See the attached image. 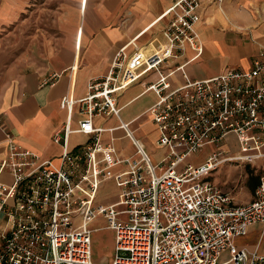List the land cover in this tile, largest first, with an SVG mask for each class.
Wrapping results in <instances>:
<instances>
[{
    "label": "built area",
    "instance_id": "built-area-1",
    "mask_svg": "<svg viewBox=\"0 0 264 264\" xmlns=\"http://www.w3.org/2000/svg\"><path fill=\"white\" fill-rule=\"evenodd\" d=\"M201 5V0H177L160 17L169 18L164 47L132 54L128 45L122 47L104 80L90 84L89 96L78 101L63 98L70 118L62 132L64 151L58 164L22 148L6 134L8 157L0 161V173H8L13 181H0V214L8 217L0 264H98L89 226L99 216L115 234V255L109 264H264L257 248L251 251L235 243L251 226L264 225V175L255 199L245 205H236L231 193L207 179L226 163L264 161V51L251 70H230L205 80L189 79L185 65L169 72L163 68L187 47L196 57L202 54L197 31ZM151 71L159 74L148 88L158 101L147 114L159 128L157 145L170 152V164L161 174L129 124L121 127L137 154L128 159L117 156L114 138L102 144L101 134L112 130L93 125L96 116L119 117L116 95ZM177 72L185 82L173 87ZM58 78L54 74L44 85L54 86ZM75 103L86 114L78 132L94 137L72 154L68 139ZM60 139L56 134L54 140ZM224 142L230 148L199 167L178 171L201 149ZM233 145L238 146L236 153ZM121 164L127 169L111 177L108 170ZM110 178L120 189L119 200L96 206L100 187Z\"/></svg>",
    "mask_w": 264,
    "mask_h": 264
},
{
    "label": "crops",
    "instance_id": "crops-1",
    "mask_svg": "<svg viewBox=\"0 0 264 264\" xmlns=\"http://www.w3.org/2000/svg\"><path fill=\"white\" fill-rule=\"evenodd\" d=\"M176 1L0 0V161L8 157L6 134L9 133L22 148L58 164L64 151L62 132L70 118L69 110L62 107L63 98L71 96L78 101L89 96L90 84L104 80L115 53L122 47L128 45V54L139 49L150 53L164 47L169 18L160 17ZM201 3L197 31L202 54L196 57L187 47L163 68L169 72L185 65V73L192 81L213 78L230 70H251L264 51V0H201ZM54 74L59 75L56 84L44 85ZM158 80L156 71L142 76L116 95L121 110L119 117L96 116L93 125L112 130L101 134L102 144H109L114 138L117 156L128 159L136 158L137 154L136 146L121 127L122 123L129 124L130 131L161 174L170 164V152L157 145L159 128L147 114L158 101L148 88ZM184 82L180 72L172 77L173 87ZM85 118L81 104L75 103L71 113L73 132L68 139L72 154L93 141V135L78 132ZM56 134H60V142L54 140ZM230 140L235 144V138ZM211 146H216L218 152L229 147L225 142ZM187 160L178 166L179 172L193 166L186 164ZM126 169L121 164L108 173L112 177ZM263 175L245 183L243 193H231L236 205L255 199ZM0 181L12 184L13 179L8 173H0ZM119 195V187L110 178L101 185L96 206L114 204ZM7 218L5 213L0 214V244L1 234L8 231ZM89 227L94 260L98 264L111 263L115 234L107 228L105 217H97ZM235 243L251 251L257 248L264 255V225L251 226L248 234L237 238Z\"/></svg>",
    "mask_w": 264,
    "mask_h": 264
},
{
    "label": "rangeland",
    "instance_id": "rangeland-1",
    "mask_svg": "<svg viewBox=\"0 0 264 264\" xmlns=\"http://www.w3.org/2000/svg\"><path fill=\"white\" fill-rule=\"evenodd\" d=\"M231 138L235 137L232 136ZM232 147V150H238V146L236 147V145H233ZM215 153H218L216 146H207L190 157L186 164L197 167L199 163L203 160L206 161ZM227 153L229 154L230 151H227ZM232 153L234 152L232 151ZM261 174H264V161H236L220 166L216 171L212 172L207 179L223 192L243 193L242 187L244 184L248 183L250 180H254L256 176H260ZM114 255L115 253L113 251L110 257L114 259Z\"/></svg>",
    "mask_w": 264,
    "mask_h": 264
}]
</instances>
